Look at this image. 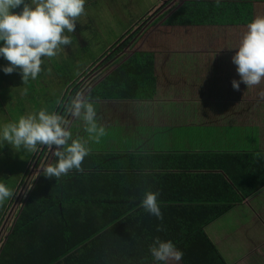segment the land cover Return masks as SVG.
I'll return each instance as SVG.
<instances>
[{
	"label": "crops",
	"instance_id": "0c3cea01",
	"mask_svg": "<svg viewBox=\"0 0 264 264\" xmlns=\"http://www.w3.org/2000/svg\"><path fill=\"white\" fill-rule=\"evenodd\" d=\"M184 2L195 5L201 0ZM225 2L221 4L227 6ZM100 3L106 8L105 13L122 19L124 13L132 14L137 6V1L131 0H87L85 12L93 7L90 13H97ZM93 4L96 6H89ZM198 6L195 5L197 11ZM263 6L256 3L254 15L264 17ZM226 10L227 7L218 14L225 15ZM212 16L206 15L209 19ZM196 17L191 14L188 19L195 21ZM137 20L138 17L120 28L121 37ZM193 24L130 32L124 36L125 43L120 44L117 55L123 61L83 91L93 103L97 123L106 134L99 143L89 140L91 152L84 159L87 163L83 171L70 173L73 176L66 189L71 198L69 222L88 242H94L91 247L102 263H128L134 258L162 264L154 260L149 250L159 237L161 241H172L183 252L178 264H264V79L251 88L241 83L240 92H235L232 81L240 79L236 67L223 63L224 67L219 68V63L216 68L213 63L212 70L201 74L200 67L211 66L219 53L232 58L235 54L228 48L239 45L241 40L234 25ZM118 27L115 20L111 21L106 24V32H82L83 40L80 32L69 34L74 37L76 48L65 46L68 49L61 50L62 58L57 63L64 61L66 65L60 66L63 69H80L77 73H63L65 77L60 80L53 75L61 71L50 66L44 79L36 82V94L41 100L48 98L50 109L58 101L59 109L63 100L64 107L72 92L70 89L65 95L67 88L101 55L106 53L107 57L120 39L116 37L98 53L81 58L79 46L93 43L86 34H104L108 38L109 32ZM159 35L166 39L165 43H150L159 41ZM208 35L228 39L231 47L220 45L217 50L215 45H195ZM196 67L197 75L193 70ZM52 79L56 81L57 93L50 98L47 95L54 85ZM216 98L223 102L216 105ZM66 119L71 122L73 139H88L82 121L69 114ZM49 155L50 160L53 155ZM22 177L25 181L28 176ZM146 177L156 182L154 192L159 193L163 219L139 205L110 226L105 213L120 211L118 205L133 196L143 198L148 190L143 183ZM37 179L32 176V185ZM13 181L12 190L20 182L19 178ZM7 202L8 199L0 206V213ZM21 209L20 205L14 211V221L22 214ZM158 227L163 230L158 231ZM107 231L101 240L99 237ZM18 242L25 243L26 239L20 237ZM17 246L18 243L9 254L11 261L33 264L26 249L15 252Z\"/></svg>",
	"mask_w": 264,
	"mask_h": 264
},
{
	"label": "clouds",
	"instance_id": "9594fccd",
	"mask_svg": "<svg viewBox=\"0 0 264 264\" xmlns=\"http://www.w3.org/2000/svg\"><path fill=\"white\" fill-rule=\"evenodd\" d=\"M85 3L86 0H0V57L8 61L3 72L12 74L18 70L23 84L35 80L42 72L43 57H55L65 46L72 44L69 34L75 31L76 23L85 14ZM219 3L220 0H216V4ZM21 6L20 12L13 11ZM236 50L231 61L240 79L232 81L233 89L239 91L241 83L249 88L259 85L264 79V17L258 16L247 24V32ZM66 111L72 118L83 122L87 140L73 139L71 122L46 109L21 116L17 122L4 124L0 129V143L6 142L13 149L28 153L43 146L57 158L54 165L39 167L35 179L41 172L47 179H59L73 169L82 172V162L91 152L89 140L99 143L106 134L105 128L97 123L93 103L82 92L71 99ZM13 195V191L0 182V206ZM158 195L146 191L141 206L162 220ZM157 230L163 229L158 227ZM149 250L154 260L162 264L173 261L178 264L183 258V252L172 241H161L159 237Z\"/></svg>",
	"mask_w": 264,
	"mask_h": 264
},
{
	"label": "trees",
	"instance_id": "16d2710c",
	"mask_svg": "<svg viewBox=\"0 0 264 264\" xmlns=\"http://www.w3.org/2000/svg\"><path fill=\"white\" fill-rule=\"evenodd\" d=\"M229 1H222L228 3V5L226 6L224 5V3L221 4V1L219 5H217L216 0H201V2L195 4L199 5V11H197L195 5H189L185 3L184 0L182 3L176 1L177 3H174L161 15H158L157 17L153 16L154 19L150 23L149 27L152 29L155 27L166 25L191 26L194 25L193 23H199L200 25H208L209 23V25L212 26L234 25L236 27H239H235V32H237V35L241 40L244 34L247 32V24L258 17L257 15H254V5L258 3L261 6L262 4H264V0ZM215 6L217 8H214ZM231 6H234L238 9L236 11L231 10L229 9ZM225 7H227L225 15H219V10ZM14 10L16 12H20V10ZM207 13L213 14L211 19H209V17H206ZM191 14L197 15L195 21L188 19ZM260 17L262 16L260 15ZM119 43L121 44V41L115 43L110 48V53L107 57H102L98 62L96 61V64H98V66L96 67V70L94 72L86 76V78H84L86 72L83 73L71 84L69 90L72 89V92L70 95H68V101L66 102V105H64L63 107V103L65 101L63 100L58 109V112H60L61 110V116H64L66 107L75 94H77L78 92L83 93V91H87L88 89L92 88L99 79H102L103 77L108 75L111 71H113L114 67L119 62L123 61L117 56L120 53L119 48H122L120 47L122 44L117 47ZM195 45H215V48L217 50L220 48V44H218L217 42L216 44H212L210 43V41H208V43H202V41L195 42ZM219 57L223 60L220 61ZM213 63L216 64V68L219 63V68L224 67L223 63L227 64L228 67H236L232 63L231 57H227L225 54L219 53V55H217L211 61V66L207 67L203 64L200 67V73L202 74L205 70H212ZM101 67L103 69L97 72V70H99ZM196 69L197 67L193 70L197 75ZM80 79H82L81 82L79 81ZM204 84L206 89L207 83L205 81ZM50 156L51 155L48 156L47 160L42 166H46L48 164L54 165L57 162V158L54 156L49 160ZM41 157H43V154H41ZM47 161H50V163L47 164ZM86 163L87 162L83 161L82 167ZM70 173H80V171H76L75 169L70 170L68 175L62 176L59 179H47L41 172V174L38 175V179L35 181V183H33V185L31 177L28 185V190L26 191L24 198H22V200L19 202V206H22V209L20 210L22 214H20L18 220L16 217L14 223L12 222V227H8L5 230V236L2 238L3 243L0 247V264H19L16 261H11V256H9L11 251L13 252V250L15 249L17 243L18 246L15 252H18L21 249H26V251L31 254L29 256V261L33 262V264H40V260L41 264H106L102 263L104 262L102 258L100 259V256L98 257L94 249L91 247L94 245V242H88V238L84 236L83 233H78L75 230L74 225H71L69 222V217H72L68 212V207L71 204V198L66 189L68 186V182L73 176ZM22 174H24L22 178H25L28 172L25 171ZM150 179L151 178L146 177L143 183H145V185L148 187L147 191L154 192L156 182H153V180ZM23 181L24 179L19 182V184L16 186V189H11L14 193V195L9 198L11 203L15 196V192L18 190ZM6 183H8V181ZM31 185L32 187L29 189ZM142 199V197L139 199L136 196H133V198L127 203L121 202V204L118 205L120 211L110 210L106 212V218L109 220V222H111L110 226L117 220L125 217V215H127L129 211L134 210L136 206L141 205ZM108 233L109 231L105 232L103 236H100L99 238L101 240H104ZM20 237L25 238L26 242L19 243L18 241ZM127 264L148 263L145 262V260L139 261L132 258Z\"/></svg>",
	"mask_w": 264,
	"mask_h": 264
},
{
	"label": "rangeland",
	"instance_id": "374dc122",
	"mask_svg": "<svg viewBox=\"0 0 264 264\" xmlns=\"http://www.w3.org/2000/svg\"><path fill=\"white\" fill-rule=\"evenodd\" d=\"M93 1V0H88ZM101 0H98L100 2ZM137 1V6L134 8V12L132 14L130 13H124L123 19L118 17L117 15L112 16V14L105 13L104 10L105 7L101 6L102 3L97 4L98 5V12H91L90 8L88 12H85L84 15H82L79 19V21L76 23V28L74 32H80L81 33V40H83L82 32H106V24L110 23L111 21H114L119 26L118 28L112 30V32H109L110 36L106 38V35L102 34H93L92 36L89 34H86V37H90L93 43L88 42L86 46H79L80 51L78 52V55L82 58L85 57L87 54V57H91L93 53H98L101 48H103L108 42L113 41L116 37L120 38L117 42L121 41L122 43H125V40L123 41V37H127L129 33L131 32H143L145 31L150 23L153 21L151 17L154 15L157 17L158 15H161L163 12L162 10H168L171 6V2H175L178 0H131L132 3H135ZM229 1V0H227ZM230 2V1H229ZM156 4H158L156 7H154ZM110 5V4H107ZM85 6H87V0L85 3ZM89 6H96V4L89 5ZM154 7L153 9H151ZM151 9L150 12L146 14V11ZM229 9L236 11L238 8L231 6ZM17 10H22L21 8H17ZM159 10V11H158ZM15 11V10H13ZM158 11V12H157ZM16 12V11H15ZM146 14V15H145ZM145 15L144 17H142ZM138 17L137 22L131 29L126 32L121 37L120 28L127 27L132 19H135ZM142 17V18H141ZM150 29V28H149ZM133 33V34H134ZM132 34H130L131 36ZM78 36V34H77ZM124 37V39H125ZM74 38V37H73ZM72 38V44L69 45V47L76 48L75 39ZM127 39V38H126ZM237 39V38H234ZM159 41H152L150 43H165L166 39H161L160 35L158 38ZM210 43L216 44V42L223 46H230L229 41L227 39L224 40L223 37L213 35H208L207 37H204L202 39V43ZM116 42V43H117ZM240 44V42H239ZM0 46H2V43H0ZM120 46V43L118 44ZM117 46V47H118ZM238 44L234 47L228 48L230 49L233 54L237 51ZM68 49L64 48L62 49L63 52ZM110 52H108L109 54ZM106 56L107 54H103L99 57L102 58L103 56ZM62 58V52L60 51L59 54L52 58L43 57V63L41 65L42 72L38 74V77L35 80H29L28 83L23 84V81L21 79V75L19 71L13 72L12 74H5L3 72V67L8 64V61H6L3 57H0V129H2L4 124L11 123V122H17L21 116L27 115V114H35L38 113L41 109H46L48 112H55L58 114V104L57 102L56 107L52 110L50 109V102L48 98H45V100H41L39 98V93L36 94V82H38L40 79H44V75L48 72H45L47 68H50V66H54L55 69L60 70L61 72L55 73L53 75V78H59L60 80L64 79V74L66 72H76L80 68H61V65H66L64 61H61L60 63H57L59 59ZM99 59L96 61L98 62ZM95 61L94 65L91 64L84 70L79 76H81L83 73L86 72L85 77L91 74L96 70V67L98 64ZM93 65V66H92ZM48 77V76H47ZM52 78V77H51ZM79 78V77H78ZM53 80V86L49 88L48 95L50 98H52L55 93H57L56 88V81ZM82 79L79 81L81 82ZM205 87V86H203ZM70 88V86H69ZM69 88H67V91L64 92V94H67L69 91ZM207 88V87H206ZM235 92H240L236 91ZM76 96V94H75ZM74 96V97H75ZM73 97V98H74ZM215 104H221L223 102V99L218 100L216 98ZM61 111L59 112L60 115ZM67 114L64 115L65 119L67 118ZM55 148V146H53ZM50 154L48 149L43 146H39V149L34 153H28L25 150L21 149L19 151L12 148V146L6 142L0 143V182L4 183L7 187L11 188L12 185L15 183L13 180L18 179L21 180L22 173L27 171V178L25 181L21 183L18 190L15 192V196L13 198L12 203L10 202V199L2 208V211L0 213V247L2 244V238L5 236V230L9 227V224L11 225L14 221L15 214L14 211L17 210L19 206V202L24 198V195L26 191L28 190L29 181L31 180V177L36 174L37 170L41 166V161ZM41 154H43V157H41ZM7 174V175H6ZM6 175V176H5ZM5 176V177H4ZM8 181V183L5 182V179ZM7 201V200H6ZM5 201V202H6ZM1 210V208H0ZM120 264H127V263H120Z\"/></svg>",
	"mask_w": 264,
	"mask_h": 264
},
{
	"label": "water",
	"instance_id": "95a60500",
	"mask_svg": "<svg viewBox=\"0 0 264 264\" xmlns=\"http://www.w3.org/2000/svg\"><path fill=\"white\" fill-rule=\"evenodd\" d=\"M173 4H174V3L171 2V4H170L169 6H171V5H173ZM164 11H165V10H164ZM114 59H115V58H114ZM114 59H113V60H114ZM113 60H112V61H113ZM112 61H111V62H112ZM101 69H102V68H101ZM101 69L97 70V72H99Z\"/></svg>",
	"mask_w": 264,
	"mask_h": 264
},
{
	"label": "flooded vegetation",
	"instance_id": "af4514ba",
	"mask_svg": "<svg viewBox=\"0 0 264 264\" xmlns=\"http://www.w3.org/2000/svg\"><path fill=\"white\" fill-rule=\"evenodd\" d=\"M110 50V49H109ZM103 57H106L105 55ZM94 64V63H93ZM93 66V65H92Z\"/></svg>",
	"mask_w": 264,
	"mask_h": 264
}]
</instances>
